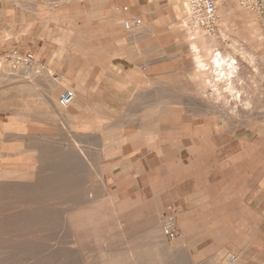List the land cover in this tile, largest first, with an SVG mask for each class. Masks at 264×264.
I'll use <instances>...</instances> for the list:
<instances>
[{
    "label": "rangeland",
    "instance_id": "obj_1",
    "mask_svg": "<svg viewBox=\"0 0 264 264\" xmlns=\"http://www.w3.org/2000/svg\"><path fill=\"white\" fill-rule=\"evenodd\" d=\"M38 1L42 3L45 0ZM188 9V1L185 0L183 11L174 19L171 31L153 36L152 54L147 53L146 47L138 49L143 56L147 53V60L153 58L154 63L151 64L150 74H144L137 89L128 95L119 93L108 96L106 90L98 86L91 89L95 97L91 94L87 101L77 97L72 105L63 107L59 100L66 89L76 91L77 95L82 90L73 83L81 87L88 83L95 87L97 81L87 80V74L83 72L73 79L64 70L56 71L49 67L45 60H39L30 50L20 53H32L34 61L31 62L13 58L15 49L10 53H0V165L5 171L3 177L6 181H17L26 177L35 164L40 176L51 177V180H45L46 187L50 190V196H56L54 200L58 201L53 207L30 212L25 210L30 205L26 195L32 191L0 183V264H206L211 258L202 259V200H193L195 214L191 220L195 232L187 238L182 233L180 208L187 210L191 206L189 195L199 196L202 188L217 190V179L222 173H236L237 170L232 167L221 170L216 164L221 150L223 154L230 155L237 138L244 139L254 147L264 144V0H218L216 31L213 35L208 34L205 26L194 25L191 18L187 17ZM143 28L135 32L124 29L122 34L131 35L130 39H133V35L142 32ZM110 39L80 40L76 48L66 47L64 50H79L83 54L102 49L101 45ZM205 41L206 45L203 44ZM191 42L202 43L199 49L203 56L208 54L204 57L206 62L211 61L212 54L221 49L225 53L223 55H232L237 60L239 72L231 82L230 89L226 78L211 72L209 77L202 76L200 84L201 80L195 76L190 63ZM242 50L255 63L242 58ZM215 77L219 78L214 83ZM54 81L64 82V85L58 84L55 94ZM217 82L218 90L221 88L219 92L223 94L220 102L218 93L209 96ZM102 85L106 84L102 82ZM214 90L212 93L218 92ZM235 92L240 94V99L236 98ZM211 98H216L217 104L220 103V107L224 108L219 109V105ZM214 105L217 110L212 109ZM160 108L177 109L187 119L186 129L177 135H169L172 134L169 130L148 134L146 144L139 140H135L131 146L122 143L123 132L157 125L159 128L158 118L152 115L143 120L142 117ZM94 112L98 113V121L101 119L100 123H106L108 128L85 136L77 124L86 119L91 120L86 114ZM164 118L167 125L174 123L173 116ZM195 129L202 130L197 143L200 148L190 153L189 150L196 143L188 137ZM44 140L46 147L43 150L36 149L37 141ZM182 141L185 149L172 159V164L177 168L183 165L184 170L178 171L179 176L169 186L153 189L150 184L155 179L167 176V171L161 166V159L155 161L153 157L158 155L162 146L177 150ZM181 161H185L186 168ZM101 165L111 169L101 171ZM247 167L256 173L261 169L253 164ZM136 201H141L142 208L139 210L141 214L137 212L133 221H142L137 223L138 230L146 225L151 227L150 230L135 233L130 229L133 221L127 214L118 216L108 210V206L111 208L116 205L127 211L129 204ZM144 202L154 204V210L147 211ZM93 205L99 216L92 221L95 230L90 234L84 232L85 222L76 219V213ZM209 226L215 232L218 222L208 223L207 228ZM169 232H173V238ZM181 243L190 249L189 256L185 248H180ZM230 257L218 258L217 264H231Z\"/></svg>",
    "mask_w": 264,
    "mask_h": 264
},
{
    "label": "crops",
    "instance_id": "obj_2",
    "mask_svg": "<svg viewBox=\"0 0 264 264\" xmlns=\"http://www.w3.org/2000/svg\"><path fill=\"white\" fill-rule=\"evenodd\" d=\"M184 5L185 0H0V53L30 50L49 67L62 69L73 79L83 72L87 80L97 81L95 87L73 83L82 89L76 99L87 101L91 89L98 86L108 96L128 95L137 89L144 74L152 71L153 58L147 60L146 54H152L153 36L170 32ZM134 19H141L142 24L126 29L124 22ZM142 27V32L133 35L134 40L122 34L124 29L135 32ZM107 39L110 41L102 44V49L83 54L64 50L76 48L80 40ZM140 47H146L145 56L138 52ZM53 83L55 94L60 82ZM235 144L230 155L220 151L216 164L221 170L232 167L236 173H222L217 190L202 188L199 196L189 195L191 206L187 210L180 208L182 233L187 238L195 232L193 200H202V259L211 257L206 264H217L218 258L229 256L237 258L235 264H264V144L254 147L242 138ZM249 164L261 167L260 172L248 170ZM214 221L218 222L215 232L213 227L207 228ZM180 248L190 255L186 245L181 243Z\"/></svg>",
    "mask_w": 264,
    "mask_h": 264
},
{
    "label": "bare ground",
    "instance_id": "obj_3",
    "mask_svg": "<svg viewBox=\"0 0 264 264\" xmlns=\"http://www.w3.org/2000/svg\"><path fill=\"white\" fill-rule=\"evenodd\" d=\"M95 17V16H94ZM189 18V17H188ZM191 20H192V18H191ZM190 20V21H191ZM192 22H193V20H192ZM183 23H184V21H183ZM194 23V22H193ZM124 26H125V24H123ZM186 26H188V25H186ZM126 28V27H125ZM132 30H133V28H131ZM131 29H129V30H131ZM136 29V28H135ZM199 30V29H198ZM200 31H201V29H200ZM197 32V31H196ZM195 32V33H196ZM199 32V31H198ZM207 34V33H206ZM208 35V34H207ZM209 36V35H208ZM196 38H197V36H196ZM223 38H224V36H223ZM222 38V39H223ZM230 38V37H229ZM207 41V40H206ZM203 42V44H205L206 45V43L207 42ZM228 41V40H227ZM231 41V40H230ZM226 43V42H225ZM231 43V42H230ZM202 44V43H201ZM201 44H196L195 42H191V44L189 45V52H190V54L192 55V57H191V66L192 67H194V70H195V76H197L198 78H200V80H201V82H200V84H202V76H210V72L211 73H213L214 75L215 74H217V75H219L220 77H223L224 79L226 78L229 82L227 83V84H230V85H228L229 86V88H228V86H226L228 89H230V86H231V82H233V79L238 75V72H239V69H238V67L236 66V63H237V60H235L234 59V57L231 55V56H226V55H223V54H225V53H222L221 52V50L220 51H218V52H216V53H214V54H212V60L211 61H208V62H206V60L204 59V57H207L208 56V54L207 55H202V53H201V50L199 49V47H201L200 45ZM232 44V43H231ZM235 44H236V42H235ZM234 44V45H235ZM224 45V44H223ZM233 45V46H234ZM228 46V45H227ZM241 46V45H240ZM239 46V47H240ZM219 47V46H218ZM222 48V47H221ZM234 48V47H233ZM217 49V48H216ZM231 49V48H230ZM240 49H241V47H240ZM243 49V48H242ZM205 50H206V48H205ZM235 50V49H234ZM239 50V49H238ZM246 50H248V49H246ZM226 52V51H225ZM238 52V51H237ZM236 52V53H237ZM248 52V51H247ZM233 53V52H232ZM240 53H242V58H246V59H248L249 60V62L250 63H255V61H253V58L252 57H249L248 55H247V53L245 52V50H242ZM228 54V53H227ZM230 54H231V52H230ZM249 54V53H248ZM209 55H211V54H209ZM248 56V57H247ZM241 58V59H242ZM247 62V61H246ZM248 63V62H247ZM250 65V64H249ZM253 65H255V64H253ZM251 66V65H250ZM255 67V66H254ZM26 69H27V67H25ZM255 70V69H254ZM258 73V72H257ZM213 76V75H212ZM240 77H242V76H240ZM216 78L218 79L219 77H215V81H214V83L216 82ZM239 78V77H238ZM212 79H214V78H212ZM212 79H211V81H212ZM241 79V78H240ZM220 81H221V78L219 79ZM209 81V80H208ZM207 81V82H208ZM219 81V82H220ZM223 81V80H222ZM221 81V82H222ZM225 81V80H224ZM238 81V80H237ZM241 81V80H240ZM219 82H217L215 85H214V83H213V85L216 87H214V89L216 90V91H218V92H215V93H212V90H214V89H210L211 90V95H209V96H212V94L214 95V94H216V93H218V102H220V100H223V99H221L222 98V93L221 92H219V91H222V90H218V87H219ZM227 82V81H226ZM225 82V83H226ZM235 82V81H234ZM210 84V83H209ZM221 84V83H220ZM238 83H236L235 85H237ZM234 85V84H233ZM212 86V85H211ZM221 86H223L222 84H221ZM223 87H225V86H223ZM222 87V88H223ZM211 88V87H210ZM226 89V88H225ZM224 89V90H225ZM214 90V91H215ZM236 90V89H235ZM231 91V90H230ZM225 92V91H224ZM226 92H227V89H226ZM236 93H238V92H235V95H236V98L237 99H240V94H236ZM232 94V93H231ZM242 94V93H241ZM216 96V97H217ZM56 97V96H55ZM232 97V96H231ZM230 97V98H231ZM235 97V96H234ZM249 97V96H248ZM208 98V97H207ZM236 98H234V99H236ZM200 99V98H199ZM212 99V101L214 102V100L216 99H214L213 100V98H211ZM198 100V99H197ZM55 101V100H54ZM196 101V100H195ZM216 101V100H215ZM183 102V101H182ZM212 102V103H213ZM227 102V101H226ZM229 102H230V100H229ZM215 103V102H214ZM213 103V104H214ZM199 104V103H198ZM202 104V103H201ZM216 104H217V101H216ZM226 104V103H225ZM228 104V103H227ZM172 105V104H171ZM211 105V104H210ZM217 105H219L218 107H219V109L220 108H224V107H220V103L219 104H217ZM58 106V105H57ZM182 106V105H181ZM215 106V105H214ZM222 106V105H221ZM224 106H226V105H224ZM228 106V105H227ZM226 106V107H227ZM249 106V105H248ZM226 107H225V109H226ZM229 107V106H228ZM210 109H211V107H209ZM214 108V109H213ZM61 109V108H60ZM209 109V110H210ZM212 109L213 110H217V108H216V106L215 107H213L212 106ZM193 110V109H192ZM223 110V109H222ZM129 111V110H128ZM153 111H155V112H151V111H149V112H147L146 114H144L143 115V120L145 119V118H147V119H149V118H151L152 117V115L155 117V118H158L159 119V123H160V127L158 128L157 126H159V125H157V126H154V127H151V128H142V129H140V130H136V128L134 129V130H130V131H127V132H123V136H124V139H123V144L125 145V144H127L128 146L130 145H132V143L136 140V141H140V142H143V144L145 143L146 144V142L148 141V134H158V133H161V131L163 130V131H165V130H169L172 134H169V135H173V133L174 134H180V133H182L183 132V130L184 129H186V126H185V122H187V119L186 118H184V117H182L181 116V113L177 110V109H173V110H170V109H167V108H160V109H154ZM96 112V111H95ZM93 113V114H89V113H87L86 114V117L87 116H89L90 118H92L91 120H83L84 122H79L77 125H78V127L76 126V124H75V126L79 129L80 128V130H81V133L83 134V135H87V134H90L91 132H93V131H103L104 129H106V127L108 128V126H107V124L106 123H100V121H101V119H100V121H98L99 119H98V113ZM109 112V111H108ZM124 112V111H123ZM122 112V113H123ZM216 111H214V113H215ZM224 111H222V113H223ZM194 113V112H193ZM192 113V114H193ZM207 113V112H206ZM232 113H233V111H232ZM62 114V113H61ZM205 114V113H204ZM208 114V113H207ZM219 114H221V113H219ZM112 115V114H111ZM173 116V119H174V123H172V124H168L167 125V123L168 122H166V121H164V119L166 118H164V116ZM201 115V114H200ZM227 115V114H226ZM39 116V115H38ZM109 115H107V117H108ZM264 116V115H263ZM68 117H70V116H68ZM67 117V118H68ZM83 117V116H82ZM111 117V116H110ZM112 117H115V115H113ZM111 117V118H112ZM34 118H35V116H34ZM76 118V117H75ZM85 118V117H84ZM110 118V119H111ZM71 119V118H70ZM83 119V118H82ZM125 119V118H124ZM141 119V118H140ZM226 120V119H225ZM68 121V120H67ZM73 121V120H72ZM81 121V120H80ZM122 121V120H121ZM136 121V120H135ZM227 121V120H226ZM232 121H233V119H232ZM102 122V121H101ZM230 122H231V120H230ZM108 123V122H107ZM111 123V122H110ZM232 123V122H231ZM127 124V123H126ZM134 126V125H133ZM34 127V126H33ZM36 127V126H35ZM72 127V126H71ZM237 128V127H236ZM126 129V128H125ZM124 130V129H123ZM234 130V129H233ZM28 131H29V129H28ZM33 131V130H32ZM201 129H195V130H192V134H191V136L190 137H188V139H190V140H194V142L196 143V144H194L195 146H193L189 151H190V153H193V152H196V151H199V148H200V146L197 144L198 143V137H199V134L201 133ZM42 132V131H41ZM50 132V131H49ZM1 133L2 132H0V135H1ZM4 133V132H3ZM12 133V132H11ZM35 133H38V132H35ZM40 133V132H39ZM56 133V132H55ZM104 133V132H103ZM26 134V133H25ZM28 134V133H27ZM49 134H51V133H49ZM168 134V133H167ZM98 135V134H97ZM104 135V134H103ZM3 136V135H2ZM44 136V135H43ZM179 136V135H178ZM18 137V136H17ZM109 137V136H108ZM165 137H166V135H165ZM171 137H173V136H171ZM187 137V136H186ZM25 139H27V138H25ZM12 140V139H11ZM14 140V139H13ZM20 140H22L21 138H20ZM159 140V139H158ZM187 140V139H186ZM10 142V141H9ZM12 142H14V141H12ZM23 142V141H22ZM156 142H158V141H156ZM155 142V143H156ZM160 142V141H159ZM11 143V142H10ZM32 143V142H31ZM37 145H36V149L38 148L39 150H43V148L44 147H46V144H45V140H44V142H40V141H37ZM21 145H22V147H23V144L21 143ZM42 145V146H41ZM155 145V144H154ZM160 145V144H159ZM159 145H156V146H159ZM234 145V144H233ZM19 146V145H18ZM17 146V147H18ZM24 146H25V144H24ZM188 146V145H187ZM16 147V146H15ZM69 147V146H68ZM106 147V146H105ZM150 147V146H149ZM21 148V147H20ZM63 148V147H62ZM15 149V148H14ZM160 151H159V153H158V155L157 156H155V157H153V158H155V161H156V159H161V166H163V168H165L164 170L165 171H167V176H165V177H163V178H157V179H155L154 181H153V183H151L150 184V186L153 188V189H156V188H164L165 186H169L172 182H173V179L175 178V177H178L179 176V173H178V171H180V170H182L181 168H183V165H179V167L177 168V167H175L174 166V164H172V159L174 158V157H176V156H178V155H181V151L183 150V149H185V143L182 141V143L180 144V146H179V148L177 149V150H173V149H171L169 146H162V147H160ZM17 150V149H16ZM34 151H35V149H34ZM31 152V151H30ZM33 152V151H32ZM37 151H35V153H36ZM186 152V151H185ZM231 152V151H230ZM27 153H29V152H27ZM188 153V152H187ZM215 153V152H214ZM45 154V153H44ZM102 154V153H101ZM145 154V153H144ZM213 154V153H212ZM23 155V154H22ZM25 155H26V153H25ZM25 155H23V156H25ZM32 155H33V153H32ZM35 156V155H34ZM209 157V156H208ZM41 158V157H40ZM186 158V156H184L183 157V159H185ZM218 158V157H217ZM101 159V158H100ZM171 159V160H170ZM182 159V158H181ZM222 159V158H221ZM214 160V159H213ZM30 161V160H29ZM169 161H171V162H169ZM185 162V161H184ZM183 161H181V163H184ZM187 162H188V160H187ZM29 163V162H28ZM155 163V162H154ZM153 163V164H154ZM30 164H32V163H30ZM38 164V163H37ZM160 164V163H159ZM180 164V163H179ZM34 166L30 169V171L26 174V177H22L21 179H19V180H17V181H11V180H13V179H11V180H5L4 179V172L5 171H3V169H2V166L0 165V183H3L4 185H7V186H10V185H17L18 187H20V188H22L23 189V191H27V190H29L31 193H28V195H26L27 196V198H29V200H27V202H28V204L30 203V205H29V207H27L25 210H28V211H30V212H33V211H39V210H41V209H44V208H49V207H53V206H55L56 204H58V201L57 200H54V198L56 197L55 195H53V196H55V197H51L50 196V194H49V191H48V189H47V187H46V179H50L51 180V177L49 176V175H44V176H40V174L38 173V172H36V165L35 164H33ZM175 168V169H174ZM54 169V168H53ZM111 169V167H105V165H101V171H106V170H110ZM52 171V170H51ZM183 171V170H182ZM26 173V172H25ZM147 173V172H146ZM106 174V173H105ZM178 175V176H177ZM48 176V177H47ZM135 176V175H134ZM104 177V176H103ZM13 178V177H12ZM106 178V177H105ZM156 178V177H155ZM48 179V180H49ZM53 180H54V178H52ZM68 179H69V177H68ZM102 180H104L103 178H102ZM1 185V184H0ZM102 185H103V183H102ZM112 185V184H111ZM59 186V185H58ZM96 186V185H95ZM106 186V185H105ZM1 187V186H0ZM68 187V186H67ZM79 187H81V186H79ZM17 188V187H16ZM61 188V187H60ZM94 188V187H93ZM147 188V187H146ZM53 189V188H52ZM83 189V188H82ZM91 189V188H90ZM101 189V188H100ZM99 189V190H100ZM148 189V188H147ZM106 191V190H105ZM53 192V191H52ZM55 192H57V193H59L58 191H55ZM67 192V191H66ZM147 192H148V190H147ZM24 193V192H23ZM74 194V193H73ZM64 195H65V193H64ZM63 195V196H64ZM3 196H4V194H3ZM68 196V195H67ZM70 196V195H69ZM111 196V195H110ZM109 196V197H110ZM0 197H1V195H0ZM9 197V196H8ZM4 199V198H3ZM21 199V198H20ZM61 199V198H60ZM24 201V200H23ZM63 201V200H62ZM1 202V201H0ZM10 202V201H9ZM11 202H13V201H11ZM10 202V203H11ZM55 202H57V203H55ZM106 202V201H105ZM141 201H136V202H132L131 204H129V206H128V210L127 211H123V210H121V209H119L116 205L115 206H112L111 208L108 206V210L110 211V212H112V213H115V214H117L118 216H124L125 214H127L129 217H130V220L131 221H133V220H135V217H136V214H137V212H139V210L142 208V205H141V203H140ZM7 203V202H6ZM33 203H34V205H33ZM60 203V202H59ZM94 203V202H93ZM100 203V202H99ZM15 204V203H14ZM89 204V203H88ZM68 205V204H67ZM144 207L147 209V211H148V209H149V212H151V211H153L154 210V208H155V206H154V204H150V203H145L144 202ZM2 206V205H1ZM26 206H28V205H26ZM19 207V206H18ZM22 207V206H21ZM24 207V206H23ZM16 209H18V208H16ZM20 209V208H19ZM94 209H96V207L93 205V206H90V207H87L86 208V210H83V208L81 209V210H79L77 213H76V219H82L83 220V222H85V224L83 225V227H84V232H88V233H90L91 234V232H93L94 230H95V226L92 224V221H94V219H95V217H98L99 216V213H97V212H95L94 211ZM24 210V211H25ZM20 211V210H19ZM44 211V210H43ZM17 212V211H16ZM68 212H70V211H68ZM128 212V213H127ZM1 213V212H0ZM140 214H141V212H139ZM138 213V214H139ZM147 213V212H146ZM33 214V213H32ZM148 214V213H147ZM30 215V214H29ZM150 215V214H149ZM4 218V217H3ZM6 218V217H5ZM23 218V217H22ZM1 219V218H0ZM41 219V218H40ZM22 220V219H21ZM20 220V221H21ZM148 220V219H147ZM146 220V221H147ZM133 222H135V224L133 223ZM132 222V226L130 227V229L133 231V232H135V233H137V231H145V230H150L151 229V227H148V225H146V226H144L143 228L142 227H140L139 228V230H138V222H142L141 220H137V221H133ZM4 224V223H3ZM6 226V225H5ZM2 227H4V226H2ZM1 227V228H2ZM126 229V228H125ZM3 230H1V232H2ZM9 231H11V230H9ZM81 234V233H80ZM0 235H2V234H0ZM40 235V234H39ZM91 236V235H90ZM135 236V235H134ZM2 237H6V235L5 236H2ZM30 237V236H29ZM127 237V236H126ZM93 238V237H92ZM4 239V238H3ZM2 239V240H3ZM31 239V238H30ZM39 240V239H38ZM46 241V240H45ZM40 243V242H39ZM7 244V243H6ZM11 244V243H10ZM57 244V243H56ZM3 245V244H2ZM5 246V245H4ZM29 246V245H28ZM20 247V246H19ZM163 247V246H162ZM169 247V246H168ZM167 247V248H168ZM9 248V247H8ZM40 248V247H39ZM69 248V247H68ZM166 248V247H165ZM3 250H4V248H2ZM70 249V248H69ZM3 252H5V251H3ZM15 254V253H14ZM3 255V254H2ZM112 255V254H111Z\"/></svg>",
    "mask_w": 264,
    "mask_h": 264
},
{
    "label": "built area",
    "instance_id": "obj_4",
    "mask_svg": "<svg viewBox=\"0 0 264 264\" xmlns=\"http://www.w3.org/2000/svg\"><path fill=\"white\" fill-rule=\"evenodd\" d=\"M189 9L187 10V17L192 18L194 25L205 26L209 35H213L216 31L217 19V1L218 0H187ZM126 29L134 28L142 24L141 19L127 20L124 22ZM13 58L21 61H34L32 53L22 54L15 49L12 53ZM76 99V93L72 89H66L60 96V104L63 107H69ZM174 237L173 232H169ZM236 257L231 256L230 262L234 264Z\"/></svg>",
    "mask_w": 264,
    "mask_h": 264
}]
</instances>
